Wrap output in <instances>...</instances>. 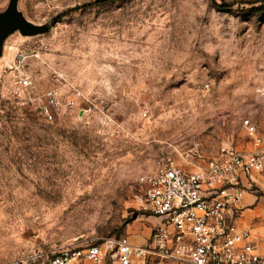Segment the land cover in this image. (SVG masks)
Returning a JSON list of instances; mask_svg holds the SVG:
<instances>
[{
  "label": "rangeland",
  "instance_id": "374dc122",
  "mask_svg": "<svg viewBox=\"0 0 264 264\" xmlns=\"http://www.w3.org/2000/svg\"><path fill=\"white\" fill-rule=\"evenodd\" d=\"M99 1H18L42 31L12 33L0 57V263L138 243L154 223L138 199L163 163L264 149V0ZM241 204L264 252V201Z\"/></svg>",
  "mask_w": 264,
  "mask_h": 264
},
{
  "label": "built area",
  "instance_id": "2783aa9c",
  "mask_svg": "<svg viewBox=\"0 0 264 264\" xmlns=\"http://www.w3.org/2000/svg\"><path fill=\"white\" fill-rule=\"evenodd\" d=\"M246 132L261 142L252 125ZM145 182L137 209L154 223L140 242L119 235L0 264H264L256 236L239 223L244 195L264 201L263 148L244 151L227 141L204 165L185 170L167 161Z\"/></svg>",
  "mask_w": 264,
  "mask_h": 264
},
{
  "label": "water",
  "instance_id": "95a60500",
  "mask_svg": "<svg viewBox=\"0 0 264 264\" xmlns=\"http://www.w3.org/2000/svg\"><path fill=\"white\" fill-rule=\"evenodd\" d=\"M19 0H9L6 8L0 11V57L4 42L9 35L19 32L22 36H34L42 31L40 25L28 21L18 9Z\"/></svg>",
  "mask_w": 264,
  "mask_h": 264
},
{
  "label": "trees",
  "instance_id": "16d2710c",
  "mask_svg": "<svg viewBox=\"0 0 264 264\" xmlns=\"http://www.w3.org/2000/svg\"><path fill=\"white\" fill-rule=\"evenodd\" d=\"M107 1H111V0H101L99 1V3H104V2H107ZM220 8H227L226 5H219Z\"/></svg>",
  "mask_w": 264,
  "mask_h": 264
},
{
  "label": "crops",
  "instance_id": "0c3cea01",
  "mask_svg": "<svg viewBox=\"0 0 264 264\" xmlns=\"http://www.w3.org/2000/svg\"><path fill=\"white\" fill-rule=\"evenodd\" d=\"M243 205V204H242ZM244 206V205H243Z\"/></svg>",
  "mask_w": 264,
  "mask_h": 264
}]
</instances>
